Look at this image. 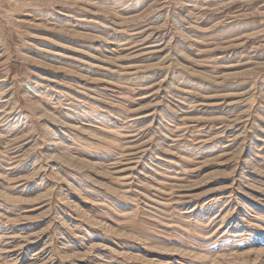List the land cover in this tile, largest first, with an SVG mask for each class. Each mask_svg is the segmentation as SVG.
I'll use <instances>...</instances> for the list:
<instances>
[{
  "label": "rangeland",
  "instance_id": "1",
  "mask_svg": "<svg viewBox=\"0 0 264 264\" xmlns=\"http://www.w3.org/2000/svg\"><path fill=\"white\" fill-rule=\"evenodd\" d=\"M0 264H264V0H0Z\"/></svg>",
  "mask_w": 264,
  "mask_h": 264
},
{
  "label": "bare ground",
  "instance_id": "2",
  "mask_svg": "<svg viewBox=\"0 0 264 264\" xmlns=\"http://www.w3.org/2000/svg\"><path fill=\"white\" fill-rule=\"evenodd\" d=\"M30 21V20H29Z\"/></svg>",
  "mask_w": 264,
  "mask_h": 264
}]
</instances>
